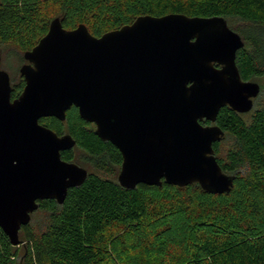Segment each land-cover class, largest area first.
Masks as SVG:
<instances>
[{"label": "water", "instance_id": "1", "mask_svg": "<svg viewBox=\"0 0 264 264\" xmlns=\"http://www.w3.org/2000/svg\"><path fill=\"white\" fill-rule=\"evenodd\" d=\"M243 46L223 17L139 16L98 38L82 24L66 30L53 19L23 53L24 87L13 101L9 75L0 70V229L9 243H22L19 231L39 201L61 205L88 175L61 159L75 140L39 123L64 121L71 106L119 151L121 188L164 182L229 193L233 178L222 172L213 148L224 131L214 123L226 106L250 112L259 94L236 66Z\"/></svg>", "mask_w": 264, "mask_h": 264}, {"label": "trees", "instance_id": "2", "mask_svg": "<svg viewBox=\"0 0 264 264\" xmlns=\"http://www.w3.org/2000/svg\"><path fill=\"white\" fill-rule=\"evenodd\" d=\"M168 14L223 17L244 43L235 58L241 79L264 76V0H0V45L14 46L24 62L23 53L46 34L52 15L64 29L82 24L98 38L139 16ZM10 84L14 98L23 81L17 76ZM41 123L75 140L73 149L61 152L63 161L93 172L83 167L85 181L70 188L61 205L39 201L44 227L37 233L29 224L22 227L19 246L0 229V264H264V94L248 116L226 106L216 117L230 139L224 157L216 160L233 178L230 192L221 195L197 184L179 188L164 182L126 190L106 177L119 171V151L101 141L75 108L66 112L64 123L54 118ZM219 145H213L216 154ZM148 228L157 238L149 253L128 254L126 241L137 245L133 236L142 237ZM115 251L123 256L117 261Z\"/></svg>", "mask_w": 264, "mask_h": 264}, {"label": "rangeland", "instance_id": "3", "mask_svg": "<svg viewBox=\"0 0 264 264\" xmlns=\"http://www.w3.org/2000/svg\"><path fill=\"white\" fill-rule=\"evenodd\" d=\"M55 18H57V15H52V17L50 16V19H51L50 21H52ZM230 24H233L234 26L237 25L236 22H230ZM20 56H22V54H20L14 46L9 45V44H7V45L1 44L0 45V70L5 71L9 75V79H11V81L13 83H16L17 76H19L18 70L21 67V65L24 63L20 60ZM252 82L257 83L259 86V89H260L259 94L253 100V108H252V110H253L255 104L260 101V99L263 97V94H264V76L260 77V78L253 79ZM250 112L245 113L244 115L248 116L250 114ZM229 146H230V139H228L226 136H224L223 139L220 141V145H219L217 154L216 153L214 154L215 157L223 158L225 155V152L227 151ZM74 156H75V159H77L78 157H80V152L75 151ZM80 166L86 168L88 170V172H93V170H91L86 165H80ZM118 172H116L112 176H106V177L109 179L117 180ZM44 224H45L44 213L39 211V210L38 211L36 210L31 215L30 222H29V225L31 226L32 231L36 232V233L39 232L44 227ZM143 231H145V233L143 232L144 235L142 237L133 236L134 237L133 239H135L134 241L136 242L137 245L131 244V242H128V240L126 241V243H125L126 247H128V248L130 247V250H132V251L128 252V254H136V253L143 254L145 252L149 253L151 240H153L155 236L153 235L154 236L153 237L151 235L152 229H149V228L147 230L143 229ZM175 237H176V234L173 233V238H175ZM155 239H157V238L155 237ZM166 245L168 248L171 249V251H174L175 255L179 254V250H177L172 245L168 244V242L166 243ZM21 249L22 248H20V250ZM22 251H23V249H22ZM117 253H119V252L115 251L113 253V259L115 261H117L119 258L123 257L121 254H117ZM21 254H22V252L20 253V255Z\"/></svg>", "mask_w": 264, "mask_h": 264}, {"label": "flooded vegetation", "instance_id": "4", "mask_svg": "<svg viewBox=\"0 0 264 264\" xmlns=\"http://www.w3.org/2000/svg\"><path fill=\"white\" fill-rule=\"evenodd\" d=\"M24 63H25V62H24ZM24 63H23V64H24ZM23 64H22V65H23ZM18 72H19V70H18ZM19 76H20V75H19ZM20 77H21V76H20ZM21 79H22V77H21ZM9 80H10V79H9ZM22 81H23V79H22ZM10 87H11L10 100L13 101L14 99H16V98L21 94V92H22V90H23V87H24V81H23V87H22L20 93L17 94L14 98L11 97V95H12V89H13V87L11 86V84H10ZM72 107L75 108L74 106H71L70 108H72ZM70 108H69V109H70ZM69 109H68V110H69ZM75 109H76V108H75ZM68 110H67V111H68ZM67 111H66V112H67ZM76 111H77V109H76ZM66 112H65V119H66ZM77 114H78V111H77ZM78 116H79V115H78ZM49 118H54V117H45V118H41V119L39 120V123H40L41 125L45 126L44 124L41 123V121H42V119H49ZM54 119H56V118H54ZM64 121H65V120H64ZM64 121H62V123H64ZM60 122H61V121H60ZM202 124H203V125H213V124H211V123H209V122H206V121H202ZM214 124H215V123H214ZM90 125H92V126L94 127L93 124H90ZM215 125H216V124H215ZM45 127H46V126H45ZM93 130H94V129H93ZM64 134H68V133H67L66 131H64V133H62L61 135H64ZM57 135H58V134H57ZM61 135H59V136H61ZM72 149H73V148H72ZM72 163H73V162H72ZM82 168H83V167H82ZM119 168H120V167H119ZM85 170H86V169H85ZM87 174H88V172H87Z\"/></svg>", "mask_w": 264, "mask_h": 264}]
</instances>
